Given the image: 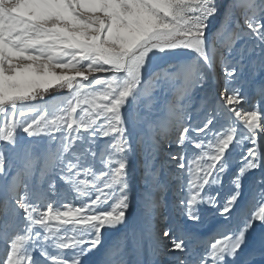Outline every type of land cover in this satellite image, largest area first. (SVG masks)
Listing matches in <instances>:
<instances>
[{"label":"snow or ice","instance_id":"obj_1","mask_svg":"<svg viewBox=\"0 0 264 264\" xmlns=\"http://www.w3.org/2000/svg\"><path fill=\"white\" fill-rule=\"evenodd\" d=\"M245 76L264 99V0H0V264H264V107ZM162 155L182 220L161 211ZM57 178L79 205L47 199ZM202 207L221 218L207 243Z\"/></svg>","mask_w":264,"mask_h":264},{"label":"rangeland","instance_id":"obj_2","mask_svg":"<svg viewBox=\"0 0 264 264\" xmlns=\"http://www.w3.org/2000/svg\"><path fill=\"white\" fill-rule=\"evenodd\" d=\"M242 23V21H241ZM241 83L243 84V90L245 95L248 97L249 104L257 103L259 106L264 107V99H261L256 92V85L248 83L247 77H241ZM216 85L215 82L210 80L209 84L206 86L205 89L199 90V96L204 97L206 96L208 100H212L216 97ZM66 90H55V92H52L51 94H47L46 99L49 102V107L55 105L59 102V100L65 96ZM55 98V99H53ZM245 107H248V105H245ZM192 119H196V115L193 112ZM168 134L171 136H175L176 132L174 128H169ZM22 137L24 139H28L26 136ZM103 143V141H101ZM176 146L173 145V149L170 151H175ZM193 150L189 148V157L191 155V152ZM239 157V152L234 153L232 158V165H233V171L239 166L236 161ZM156 163L159 165L163 163L164 168L162 172V178L167 176V182L165 183V187L163 191L160 193L161 201H162V214L165 217H168L173 220H182L180 214V206H179V199L182 195V192L180 190L179 184L171 178L170 170L175 169V164L172 163L170 159H166L164 155H162L159 159H157ZM261 175L260 170H254L252 173H249L244 180V192H245V199H247V192L251 186L252 180L254 177H258ZM57 184V195L55 196H49L47 199L52 201H57L59 204H66V203H72L74 205H79L80 200L76 198V193L74 190L66 185L63 181L59 180L57 178L56 181ZM47 186L45 185V188ZM228 188V177L226 176L224 179V186L222 188L217 187L216 190L220 192L221 199L223 198L225 191ZM139 191V186L138 189ZM63 210V209H62ZM202 216H203V222L198 228V234L201 237L202 241L204 243H207L211 240L212 236L217 231V225L220 221V217H218L215 214V211L213 209L202 207ZM121 232H123V229H120V231L114 233L113 240H115L117 237L120 236ZM2 243H0V247H2ZM50 251H55V249H49ZM181 254L179 252L174 251H161L158 253L155 257H153L150 253L146 257H142L143 259L152 260L155 259L157 264H172L174 259ZM42 259V258H41Z\"/></svg>","mask_w":264,"mask_h":264},{"label":"trees","instance_id":"obj_3","mask_svg":"<svg viewBox=\"0 0 264 264\" xmlns=\"http://www.w3.org/2000/svg\"><path fill=\"white\" fill-rule=\"evenodd\" d=\"M52 92H55V90H53V91H50L48 94H51Z\"/></svg>","mask_w":264,"mask_h":264},{"label":"bare ground","instance_id":"obj_4","mask_svg":"<svg viewBox=\"0 0 264 264\" xmlns=\"http://www.w3.org/2000/svg\"><path fill=\"white\" fill-rule=\"evenodd\" d=\"M201 239H202V236H201ZM199 250V249H198Z\"/></svg>","mask_w":264,"mask_h":264}]
</instances>
